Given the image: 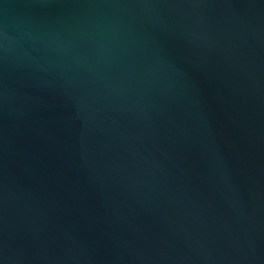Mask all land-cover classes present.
<instances>
[{"label":"water","instance_id":"obj_1","mask_svg":"<svg viewBox=\"0 0 264 264\" xmlns=\"http://www.w3.org/2000/svg\"><path fill=\"white\" fill-rule=\"evenodd\" d=\"M0 264H264V0H0Z\"/></svg>","mask_w":264,"mask_h":264}]
</instances>
